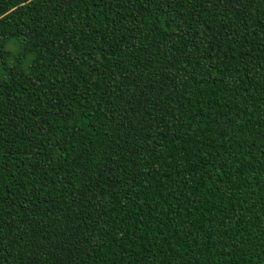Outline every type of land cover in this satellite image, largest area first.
<instances>
[{
    "label": "trees",
    "instance_id": "1",
    "mask_svg": "<svg viewBox=\"0 0 264 264\" xmlns=\"http://www.w3.org/2000/svg\"><path fill=\"white\" fill-rule=\"evenodd\" d=\"M0 264H264V0H0Z\"/></svg>",
    "mask_w": 264,
    "mask_h": 264
}]
</instances>
